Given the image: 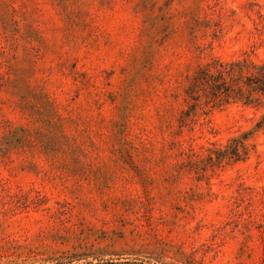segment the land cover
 Listing matches in <instances>:
<instances>
[{
    "label": "rangeland",
    "instance_id": "rangeland-1",
    "mask_svg": "<svg viewBox=\"0 0 264 264\" xmlns=\"http://www.w3.org/2000/svg\"><path fill=\"white\" fill-rule=\"evenodd\" d=\"M261 73L264 0H0V264H264Z\"/></svg>",
    "mask_w": 264,
    "mask_h": 264
},
{
    "label": "trees",
    "instance_id": "trees-1",
    "mask_svg": "<svg viewBox=\"0 0 264 264\" xmlns=\"http://www.w3.org/2000/svg\"><path fill=\"white\" fill-rule=\"evenodd\" d=\"M228 75H229V70L223 67L218 69L216 73L203 71L199 80L203 81L202 83L209 87V89L212 91V95L214 98L217 99H223V97L229 98L232 95V93L235 92L231 88L232 87L231 83L228 81ZM260 76L262 77L260 85L255 86L254 89L264 92V74ZM235 94L242 96L241 87H238V92Z\"/></svg>",
    "mask_w": 264,
    "mask_h": 264
}]
</instances>
